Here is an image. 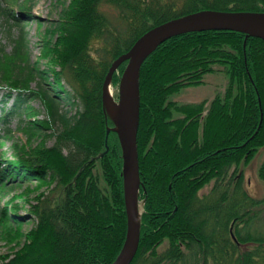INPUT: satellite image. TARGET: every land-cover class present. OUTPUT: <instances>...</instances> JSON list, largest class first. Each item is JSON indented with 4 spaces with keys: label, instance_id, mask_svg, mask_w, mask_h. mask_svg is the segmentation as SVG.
Masks as SVG:
<instances>
[{
    "label": "trees",
    "instance_id": "16d2710c",
    "mask_svg": "<svg viewBox=\"0 0 264 264\" xmlns=\"http://www.w3.org/2000/svg\"><path fill=\"white\" fill-rule=\"evenodd\" d=\"M34 3L0 0V29L6 27L11 44L8 51L0 43V198L35 181L0 212V239L23 238L0 262L114 264L128 225L122 149L102 101L112 62L171 19L200 10L264 12V0L64 1L57 20L40 32L33 62L27 25ZM245 36L189 32L144 61L137 137L144 204L130 264H264V199L248 193L242 175L232 180L264 148V41L245 43ZM216 71L228 82L209 107L172 99ZM118 83L116 72L113 87ZM13 118L24 144L15 140ZM8 141L10 157L2 152ZM258 174L264 180V161ZM21 200L34 221L27 232Z\"/></svg>",
    "mask_w": 264,
    "mask_h": 264
},
{
    "label": "water",
    "instance_id": "95a60500",
    "mask_svg": "<svg viewBox=\"0 0 264 264\" xmlns=\"http://www.w3.org/2000/svg\"><path fill=\"white\" fill-rule=\"evenodd\" d=\"M241 30L264 39V12L201 10L162 23L141 36L132 48L121 55L111 65L103 84V103L108 86L118 66L129 59L127 69L120 80L118 118L122 142L123 172L125 176V209L127 214V233L123 247L114 264H130L140 243L141 213L137 207V192L141 185L139 172V153L137 132L140 117V70L145 59L162 42L181 34L206 30ZM132 77V92L126 93L127 78Z\"/></svg>",
    "mask_w": 264,
    "mask_h": 264
},
{
    "label": "rangeland",
    "instance_id": "374dc122",
    "mask_svg": "<svg viewBox=\"0 0 264 264\" xmlns=\"http://www.w3.org/2000/svg\"><path fill=\"white\" fill-rule=\"evenodd\" d=\"M66 1L68 3L70 0H35L34 8L31 13L32 17L34 18L33 21H30L27 25V32L30 39V53H31V59L33 62H35L40 54H41V48L39 46V40H40V32L45 31L47 25L51 21H55L58 18V13L60 12L63 2ZM6 5V4H4ZM39 21L41 22V28L39 25ZM1 22V20H0ZM7 31L6 27L4 29H0V43L6 46V50H11V44L6 38ZM40 68L46 69V62L40 61ZM228 82V76L221 72L216 71L213 73H210L205 76L204 82L201 85H193L190 87L185 88L182 90L179 94L174 95L172 99L176 101L178 104H198L203 101H206V106L209 107L211 101L216 97V95L219 92H223ZM66 86V85H65ZM68 87V86H66ZM113 92L115 95V98L118 99V88L117 86L113 87ZM13 100L10 101L7 105L8 108L12 106ZM34 106L37 108L39 107L38 103H33ZM2 108V104L0 102V111ZM17 125V118H13V121L10 125L12 129H14L15 134V140H18L20 144L25 143L24 136L20 134L19 132L15 131ZM0 134H2V131H0ZM12 142H6L4 146L2 147V152H6V154L10 157L12 155L11 150ZM264 161V148L260 149L259 152L256 154V156L253 158V160L248 164H241L239 168L236 169V176L233 180V182L236 181V178L239 177V175H242L243 177V186L248 191V193L256 198V199H264V180L260 179L258 171L261 166V164ZM234 173V169L232 168L229 176H231ZM229 181V177L226 178L224 183H227ZM214 182L209 183L206 185L202 191L200 192L201 195L209 193L212 188L214 187ZM30 186L33 188L35 186V181H30L27 183H22L15 185L12 188V191L7 193V195L0 198V212L3 211L5 205L9 203L12 198L18 194H21L26 191V188ZM46 189L45 185H42L41 191H44ZM38 192L33 191L31 192V195L29 198H33L36 196ZM137 203L139 205V211L140 213L143 211V204L144 201H139L137 199ZM19 204L21 206L20 214L21 216L26 217L24 219L23 224V232H27L34 226V221L30 217L29 213L27 212V205L21 200L19 201ZM23 244V238L18 242H8L6 240L0 239V255H6V254H13L15 251H17L20 246ZM166 244H163L159 251H163L166 248ZM1 264V262H0Z\"/></svg>",
    "mask_w": 264,
    "mask_h": 264
},
{
    "label": "bare ground",
    "instance_id": "6f19581e",
    "mask_svg": "<svg viewBox=\"0 0 264 264\" xmlns=\"http://www.w3.org/2000/svg\"><path fill=\"white\" fill-rule=\"evenodd\" d=\"M201 11V10H200ZM198 12V11H197ZM236 12H238V11H236ZM249 12H262V11H249ZM195 13V12H194ZM225 30H229V29H225ZM233 31H237V32H242V33H244V34H246V36H245V43H246V41H247V39H248V37H254V38H258V39H261V40H263L264 41V39L263 38H261V37H258V36H254V35H251V34H249V33H247V32H245V31H241V30H233ZM144 35V34H143ZM142 35V36H143ZM165 42V41H164ZM163 43V42H162ZM161 43V44H162ZM244 43V44H245ZM135 44V43H134ZM133 44V45H134ZM160 45V44H159ZM158 45V46H159ZM157 46V47H158ZM245 46V45H244ZM156 47V48H157ZM132 48V47H131ZM130 48V49H131ZM155 48V49H156ZM129 49V50H130ZM155 49H153L152 50V52L155 50ZM128 52V51H127ZM126 52V53H127ZM151 52V53H152ZM150 53V54H151ZM125 54V53H124ZM149 54V55H150ZM123 55V54H122ZM121 56V55H120ZM119 56V57H120ZM118 57V58H119ZM117 59H115L113 62H112V64L116 61ZM146 60V59H145ZM111 64V65H112ZM123 64H125V67H124V69H123V71L120 73V71L118 72V70H119V68L123 65ZM128 64H129V59L128 60H125V61H123L122 63H120V65L118 66V68H117V76H119V83H118V87H119V84H120V80L122 79V77H123V75H124V73H125V71H126V69H127V66H128ZM143 65V64H142ZM141 71V70H140ZM115 72V73H116ZM114 73V74H115ZM114 76V75H113ZM112 79H113V77H112ZM112 81V80H111ZM127 88H126V93L127 94H130L131 92H132V88H133V84H132V77L129 75L128 76V78H127ZM102 101H103V88H102ZM37 103V102H36ZM38 104H39V107H40V103L38 102ZM103 106H105V108H106V110L108 111V113L110 114V116H114V118H118V115H119V111H120V100H119V91H118V99L117 98H115V95H114V92H113V85H112V82L109 84V86H108V89H107V93H106V98H105V101H104V105ZM36 107V106H35ZM74 111H75V109H74ZM112 119V118H111ZM112 121L114 122V128H113V131L116 133V135H117V137H118V140H119V143H120V145L122 144V142H121V135H120V132H119V124L117 123V122H115L113 119H112ZM139 125H140V117H139ZM111 131V129L109 130L108 129V131H107V133H109ZM138 131H139V128H138ZM106 136H108V134L106 135ZM137 137H138V132H137ZM108 138V137H107ZM137 145H138V141H137ZM121 149H122V145H121ZM139 172H140V165H139ZM140 180H141V177H140ZM136 203H137V201H136ZM137 207H138V210H139V205H138V203H137ZM140 212V211H139ZM126 239V238H125Z\"/></svg>",
    "mask_w": 264,
    "mask_h": 264
}]
</instances>
